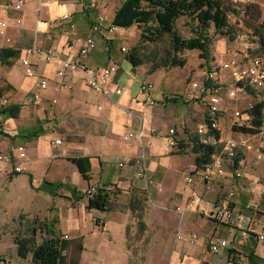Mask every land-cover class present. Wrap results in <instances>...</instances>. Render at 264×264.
Here are the masks:
<instances>
[{
    "label": "crops",
    "instance_id": "obj_1",
    "mask_svg": "<svg viewBox=\"0 0 264 264\" xmlns=\"http://www.w3.org/2000/svg\"><path fill=\"white\" fill-rule=\"evenodd\" d=\"M124 1L27 0L17 11L16 0H0V22L7 23L0 33V108L21 106L17 118L0 115V130L6 134L0 135V152L17 155L18 147L25 146L27 153L21 173L0 174V264H42L33 261L35 249L24 241L21 215L37 221L38 244L52 237L50 230L59 236L56 264H129L126 243L130 223L135 222L143 229L162 231L167 264H264V240H257L264 230V160L247 154L241 177L229 164L224 177L207 182L195 172L193 152L207 109L192 84L207 83V72L219 70L243 44L237 37L217 40L210 48V69L199 51H189L184 67L150 73L151 64L135 67L127 59L136 26L117 33L106 30ZM65 14L68 20L62 19ZM99 15L106 23L94 33L92 25ZM88 36H94L96 48L85 60L86 69L71 75V89L63 87L58 76L59 58L47 62L32 56L35 75H26V49L53 47L63 59L80 49ZM250 47L254 54L260 45ZM111 64L117 67L108 83L111 94L90 88L89 71L98 75ZM42 80L48 82L45 89L40 88ZM145 82L154 84L153 104L141 91ZM218 85L222 137L246 138L232 125L228 71L219 70ZM117 87L122 94L114 92ZM248 92L240 93L237 107L246 109L264 89ZM170 129L176 130L183 149L167 144ZM128 132L141 138L124 140ZM57 140L62 143L57 145ZM77 158L89 159L88 179L71 161ZM93 185L117 191L110 211L90 208L81 195ZM229 194L233 221L215 219L217 206ZM190 233L198 235L197 242L177 238ZM221 240L228 245L212 252L211 243Z\"/></svg>",
    "mask_w": 264,
    "mask_h": 264
},
{
    "label": "built area",
    "instance_id": "obj_2",
    "mask_svg": "<svg viewBox=\"0 0 264 264\" xmlns=\"http://www.w3.org/2000/svg\"><path fill=\"white\" fill-rule=\"evenodd\" d=\"M27 0H16L15 9L21 10L26 4ZM70 15L65 14L62 19L68 20ZM106 23L104 16L99 15L96 21L92 25V31L94 33L101 32L102 28ZM17 24H21V19H17ZM74 27L73 25L71 26ZM7 28V23L0 22V33H4ZM105 29V28H104ZM119 27L111 24L107 27V31L110 33H117ZM237 39L242 45L238 47L236 52L227 61L223 62L219 70L228 71L231 78V88L227 91L228 103L233 106V117L234 123L232 124L235 128L249 129L252 126V116L249 113L252 106L242 109L237 107L239 103V95L241 92H245L248 89L262 90L264 89V60L261 56L252 54L251 44L254 43V37L249 32H238ZM96 48V41L94 36H88L85 40L84 45L77 51H70L66 54V57L61 59L59 52L51 48L31 47L26 49L25 57L22 60L23 66L25 67V73L28 76H34L35 72L32 67L31 58L34 55L44 58L47 62L55 58H59L62 63V67L58 71V76L62 80L63 87L71 89L70 79L71 75L77 71L86 69L85 60L89 54ZM123 51L125 49L123 48ZM219 70L214 69L207 72V81L211 82L210 86L207 84H199L194 82L192 84L193 89L199 91L198 98L202 101L207 109V115L205 121L200 124L197 128V134L200 137L201 143L210 144L215 147V154L213 155L212 161L202 168L195 170L196 174L199 175L204 181H213L217 178L224 177L228 170L229 164L234 167V174L237 177L242 176V169L246 166V155L252 154V157L256 161L264 160V122L257 129L256 133H244L247 137L241 140L232 138H223L222 130L220 126V117L222 114V88L218 85ZM117 71V67L114 64L108 65L103 68L102 71L95 75L92 71H89L88 85L93 90L103 93L105 95L111 94L112 90L108 86V83L112 75ZM48 85L46 80L40 82V88L45 89ZM154 84L151 82H145L141 85V91L146 96V101L149 104L154 103L152 97V91ZM116 94L120 95L123 89L120 87L115 88ZM35 99L39 98L36 94ZM5 103L7 101H4ZM0 118V127H1ZM155 131V130H154ZM137 137L141 138L140 134H133L128 132L124 136V140H131ZM61 140H57L56 144H61ZM167 144L170 147L178 148L181 145V140L178 139L175 129H170L167 136ZM26 147L19 146L17 155H12L5 152H0V174L7 176H13L21 173L22 166L21 162L26 158ZM189 182L193 181L192 177L188 178ZM98 185H93L87 188L81 195L90 201L93 199L98 192ZM232 198L233 194H229L225 197L220 205L217 206L214 212V217L217 220L226 222H232L234 218V211L232 209ZM177 238L182 241L195 243L198 240V235L195 233L190 234H178ZM259 242L264 240V230H262L257 237ZM228 241L221 240L218 243L214 242L210 245V250L214 253L218 252L220 247H226Z\"/></svg>",
    "mask_w": 264,
    "mask_h": 264
},
{
    "label": "trees",
    "instance_id": "obj_3",
    "mask_svg": "<svg viewBox=\"0 0 264 264\" xmlns=\"http://www.w3.org/2000/svg\"><path fill=\"white\" fill-rule=\"evenodd\" d=\"M237 16L241 15L240 10H231ZM229 10L220 0H125L113 19V25L128 29L137 26L141 29L140 40L137 45L127 52V59L135 66L145 63L151 64L150 73L160 68L184 67L187 63L185 54L189 51H199L200 58L208 63L211 59L210 48L213 45L211 29L221 36L228 37L234 41L238 30L230 25ZM181 17H188L192 20V36H182L176 26ZM258 17H252L251 26L257 40L254 43L260 45L258 52L264 53V22L256 25ZM165 37L169 39V46L164 54L153 53L151 56L143 57L142 43L157 44ZM207 86L211 82L207 81ZM251 92V89H248ZM1 94V92H0ZM21 112L20 105H8L0 108V115L10 118H17ZM249 113L252 116V126L249 129L235 128L236 131L244 133H256L257 129L264 122V101L253 104ZM0 135H6L0 130ZM182 143V142H181ZM179 149H183L182 144ZM215 147L210 144L201 143L200 137L193 141V152L197 154L196 166L202 168L212 161L215 154ZM85 178H89L91 170L88 158L71 159ZM61 187V186H60ZM114 189L99 188L95 197L89 201V207L101 211L112 209L111 197L116 196ZM21 226L25 227L26 238L24 241L32 246L34 250L33 261L42 264H56L60 258V238L54 230H50L52 237L44 239L38 244L36 234L37 221L29 222L24 215L20 216Z\"/></svg>",
    "mask_w": 264,
    "mask_h": 264
},
{
    "label": "rangeland",
    "instance_id": "obj_4",
    "mask_svg": "<svg viewBox=\"0 0 264 264\" xmlns=\"http://www.w3.org/2000/svg\"><path fill=\"white\" fill-rule=\"evenodd\" d=\"M220 1L229 10V15L227 18L229 19L230 25L233 26L236 30H238V32H249L254 37V40H256L257 37L254 35V31L251 28V26L253 25L252 17L254 15L258 17V19L256 20V25H259L260 22H264L262 17V14L264 13V0ZM232 9L240 10L241 15L237 16L231 11ZM192 25L193 22L188 17H181L176 23L179 33L184 37L192 36ZM134 30L136 32V39L132 47L138 44L141 36V29L136 26ZM210 33L213 37V45L217 42V40L223 37L215 32L214 27H212ZM226 38L229 39L228 37ZM168 46V37H165L157 44L142 43L141 47L143 48V57H149L155 52L159 54H164ZM131 48H128V50ZM252 48H255V46ZM250 50L252 51L254 49ZM185 55H187V53ZM254 55L261 56L264 60L263 52L257 51L254 53ZM208 64L209 63H206L205 65L208 66V68L210 69L211 67ZM205 71H207V69ZM248 93L250 94L252 92ZM258 95L259 96H256V99H254L252 103L247 104V107L252 106L256 102L264 100V92H259ZM21 228L22 230H25L24 226H22ZM161 233L162 231L160 229L149 231L147 227L146 229H143V227H141V225L137 222L130 223L129 235L126 243L127 254L129 255V264H167V242L165 237L162 236L164 234Z\"/></svg>",
    "mask_w": 264,
    "mask_h": 264
}]
</instances>
